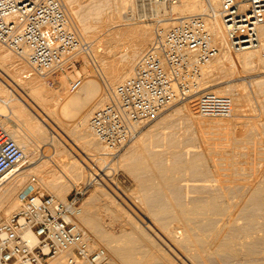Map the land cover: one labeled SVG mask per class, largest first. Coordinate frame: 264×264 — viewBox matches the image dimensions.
Returning a JSON list of instances; mask_svg holds the SVG:
<instances>
[{"label":"rangeland","instance_id":"obj_1","mask_svg":"<svg viewBox=\"0 0 264 264\" xmlns=\"http://www.w3.org/2000/svg\"><path fill=\"white\" fill-rule=\"evenodd\" d=\"M114 4V0H71L74 16L73 21L76 25L74 26V29L79 35H82V39H84L82 41H87L92 44V49L88 54L78 55L76 67L73 69V71H57L50 74V77L45 78V82L48 83L47 85L50 88L52 87L53 83L56 84L60 82L63 86L65 85L66 88H68L66 90L68 95L75 93V91L71 92L69 90V81L71 79L79 77L82 80V83H84V81L89 78L93 79L96 83V91H98L91 100L84 102L86 110L90 111L89 115L99 107V104L94 106L95 102L97 103V101L105 95L103 81H110L109 79H111V84L117 85L120 83L121 79L124 77L126 78L127 76V74L123 72L124 77H122L123 74L121 73V69L124 67L122 65L126 64L125 61L127 57L131 54V39L133 38L130 36V38L126 40L127 36L124 29H138L139 26H143L145 23H150L152 25V30L149 41L145 46L146 49L155 35L153 27H156V25L164 22L162 19L166 17L179 16L178 11H174V13L170 14L169 4L158 5L155 8L158 14L155 16L149 10L150 4L141 5V2L138 0H126L125 5L122 6L118 14L117 24L119 25L112 27L107 31H105L103 28L100 30L97 27L95 29L94 26L98 25L99 21L102 22L101 19H106V14L108 15L110 8H112ZM99 9L101 11H99ZM95 13L102 14L95 15ZM84 19L86 24L83 23ZM76 20H78L77 22L79 24L76 22ZM80 23L82 27H84V25H90V27L86 26L87 29L81 28ZM92 24L94 26H92ZM174 25V23L169 24L166 30ZM84 29H86L85 32H83ZM120 30H122L123 33ZM114 37L116 38L115 40H110ZM1 48L4 49L3 46ZM125 48L127 50H125ZM229 49L233 54H235V56L240 54V52L234 51L231 47H229ZM5 50L7 51V54L9 52L11 56L13 55L6 48L4 51ZM248 51H251L249 56L250 63L247 62L248 64H244L245 66L237 65L234 68V66L224 65L222 66L223 68L219 67L218 69V67H216L215 69L213 66L208 65V63L206 65L209 67L206 65L204 67L203 65L204 72L206 74L204 75V72L202 71L203 75L201 81L203 82L204 78L205 81L203 84L200 82L197 94H193L191 97H186L185 99L165 109L155 120L146 124L138 133V135L131 142L125 145V147L119 151L115 157L110 158L106 156L104 160L94 161L92 167H85L84 170H78L71 175L72 177L69 176V179L54 177L53 185L48 186L39 179L38 174V169L41 167V165L45 164L46 160H49L52 157V147L46 144L50 142L47 139H44L45 141L41 142L44 144H38L37 148L33 150L34 153L31 154L33 155L34 161L33 164H29V167L32 165H36V167L32 168L33 170H28L29 172L26 171L24 174L20 175L21 177L17 176L18 178L16 177L15 179L9 178L5 181L6 187L7 185L14 186V188L16 187V190L13 193L14 200L12 199L13 201L11 206H9L7 201L0 203V211L5 212L4 216H0V220L8 217L15 211L18 205L17 193L20 191V189H22L23 186L30 187L32 189L34 188L36 191L42 192L44 194H51L59 200H65L74 186H80L89 183L88 191L80 203V214L77 216L76 220L77 223L86 231L90 238L91 245L93 247H98L105 250L109 257L110 263L112 259V251L116 249V246L117 248L122 249H116L117 251L123 252V249H128L132 245L131 247L133 250L135 249V252L130 251L132 249L128 251L125 250L129 256L127 255V258H124L123 255L121 256L127 260L128 264H264V260H262L264 259V255H262L264 254V252H262V250H264V246H262V244H264V236H262L264 235L262 234L264 233V229H262L264 228V221H262L264 220V217H262L264 216V201L260 203H255L253 201V204L251 203L253 199L251 198V201L249 199V194L251 195L250 190L261 188V186L264 185V48H262L260 42V45L257 48L249 49ZM142 52H140V54L130 64L129 67L131 70L135 61ZM220 54L221 51L218 52L217 56L213 60V64H215V66L218 64L217 61L221 60ZM120 55L124 56V61L121 60ZM11 56H9V58L12 60L15 55L13 57ZM16 58L18 59L19 57L16 56L15 59ZM17 59L15 61H20L21 63V60ZM22 64H25V66H23V68H25H22L20 71V76H23L28 70L24 60L22 61ZM129 67L128 70L131 72ZM207 69L208 71L206 72ZM209 69L211 71H209ZM128 76L131 78V73H128ZM128 76L126 80L129 79ZM24 79L21 78V84L25 83ZM0 84L2 87L5 86L1 80ZM17 87V89H14L11 91V93L16 98L19 95L23 97L25 95L24 93H26L25 90L20 85ZM212 88H217L220 91H224V88H227V93L217 94L227 96L228 94H232L231 98L233 108L237 104L235 98L233 97H235L236 94L244 96V106L239 110L232 112L233 114L228 117L199 116L195 107L196 97L199 92L210 90ZM1 96L2 95H0V98ZM190 99L193 100L195 106L193 105L192 107V113L190 112L187 114L180 108V106ZM15 102L17 101L15 100ZM19 102L22 104L21 100ZM19 102L17 103L19 104ZM0 104L2 105H0L2 107L0 109L2 110V112H0V120H3V122L0 121V125L4 123L2 126L6 129V125L9 123L8 121L10 119L15 121L16 119L12 116L10 109H8L9 105H4L2 102H0ZM20 106H23L24 109L22 110H24V112L27 111L26 113L28 114H32L34 116L36 115V110L30 103L27 102V100L26 104L24 103ZM7 126L10 125L8 124ZM9 129L10 128L6 129L8 134L10 132ZM62 130L67 134L68 137L72 139L73 142H75L73 137H71V135H69L65 129ZM19 132L22 131H18L17 135L22 137L23 133L19 134ZM59 142L62 143V146H64V152L68 158L70 157V161H73V158H77V156H79V154L66 146L65 143H69L66 137L62 140L60 139ZM30 148L32 147L25 146L24 150L27 151ZM101 148L97 145L95 148L96 151L89 153L95 154L99 152ZM199 155L202 158L204 157L203 160L201 158L202 161L200 158H198L200 157ZM195 159H197V161ZM189 161H196V164L194 163V165L191 164L190 166ZM200 161L201 164L199 163ZM203 161L206 162V166H203ZM23 166H27L28 168L27 163H25ZM55 170L57 171V168H55ZM57 173L60 174L59 171H57V176ZM92 173L93 175H96V177L95 179L91 180V177L88 178V174ZM30 177H35V181L33 182L35 184H33L32 181V184L30 183ZM60 189H62V192L59 191ZM208 194L212 197H210ZM223 196L225 197L223 198ZM242 196L244 198H242ZM238 197L241 198L239 199L241 203L240 201L238 202ZM210 198H214L216 203H220V207L223 208V215L221 209L220 213L218 212L220 216L218 213L217 216V214L214 212V215L213 213L212 215L207 213V216L203 214L204 216H202V218L200 214L198 216L193 212L190 213V211H188L195 204H199V202H201L199 201L200 199L203 201L206 199L209 200ZM245 199L249 200L245 201ZM195 200L197 201L196 203L194 202V204L193 201ZM227 200L228 202L230 200L231 201L228 203ZM246 202H249L250 204H247ZM187 203V207L190 206V209L187 208L188 210L184 209L186 208ZM255 204H257L258 208L254 206ZM258 204H260L259 206L262 209L258 206ZM248 206L251 210L248 208ZM177 209H179L180 214H176L178 211ZM254 211L256 213H254ZM184 212H187L188 220L185 222V220L181 217V219L185 222L182 224L183 221H180V216H184ZM228 212L231 213L228 215ZM250 212L251 215L249 218L247 216L250 214ZM260 214L261 217L257 216ZM176 215L179 216V219ZM192 215H194V217ZM243 216L246 219L243 218ZM210 217H213L214 220H212ZM241 217L243 219H241ZM170 219L173 220L171 221ZM244 219L248 220V222ZM207 220H210L212 223H207ZM159 221L164 222L165 227L160 226ZM202 221L204 223H202ZM147 223H150V227H147L148 229L145 227ZM192 223L194 225H192ZM200 223H202L201 226L199 225ZM188 224L192 227V234H203L201 236L206 239L211 238L212 236H215L214 239H216L218 242L228 239V241H234L235 239L234 243L237 242L236 246L238 249V251L236 250L237 255L235 252L232 253L234 255H231L230 253H219V256L217 254H211L202 259L205 260V262L201 259H190V257L186 255V252L177 246L178 243L183 240L186 231L184 228H188ZM183 225H186L187 227H184ZM194 226L196 227L195 231ZM214 226L215 228H213L212 231L211 227ZM220 226L221 228H219ZM250 226H252L254 231L253 229H250ZM245 227L249 229H246ZM228 229H233V232L231 230L229 231ZM240 229L243 230L242 233ZM250 232L253 234H250ZM245 234L247 235L245 236ZM250 235H253V237ZM231 237L233 240H230L232 239ZM258 239L260 240L258 241ZM137 240H139V242ZM252 241H254L255 245ZM243 242H245V244L247 242H252V245H247L249 243L246 245L250 246L248 248L251 249V251L254 248V252H251L254 255L248 252L249 250L246 248V245ZM255 248H257V250H255ZM258 248L261 250L259 251ZM119 252H117L119 255L123 254L122 252ZM240 253H242V255L245 253L248 255V257H246L247 255L242 257ZM182 254L185 255L183 256ZM228 254L231 255L232 258ZM235 255L236 257H239H234L233 259V256ZM171 259L173 260L171 261L172 263L170 262ZM237 260L238 263L235 262ZM260 261L262 263H260ZM122 264L127 263L125 261V263Z\"/></svg>","mask_w":264,"mask_h":264},{"label":"built area","instance_id":"obj_2","mask_svg":"<svg viewBox=\"0 0 264 264\" xmlns=\"http://www.w3.org/2000/svg\"><path fill=\"white\" fill-rule=\"evenodd\" d=\"M138 1L169 4L175 0ZM219 2L218 15L230 47L237 52L255 48L257 28L264 23V0ZM206 16L182 18L157 34L134 63L131 78L118 83L107 102L91 113L88 129L104 147L105 156L115 157L170 104L196 90L202 66L218 54ZM0 44L25 61L26 79L71 72L78 55L92 49L90 42L80 41L69 28L58 0H0ZM80 83L79 77L71 79L70 91ZM231 106L227 95L212 91L196 97L201 117H228ZM23 158V149L0 125V177ZM88 185L74 186L65 200L34 188L20 195L15 211L0 220V264H46L59 255H63L60 264H111L105 250L91 245L76 220Z\"/></svg>","mask_w":264,"mask_h":264},{"label":"bare ground","instance_id":"obj_3","mask_svg":"<svg viewBox=\"0 0 264 264\" xmlns=\"http://www.w3.org/2000/svg\"><path fill=\"white\" fill-rule=\"evenodd\" d=\"M59 3L61 4V7L63 9V12L68 20V23H69V28L75 33V35L77 36V38L82 41L84 39H82V35H79L76 30L74 29V26L75 23L73 21V7L71 6V0H58ZM115 1V4L113 5L112 8H110L109 12H108V15L106 14V19H101L102 22L99 21V24L94 26L92 24V26L99 28L100 30L103 28L105 31L109 30L110 28L112 27H115L119 24L118 23V14H119V11L120 9L122 8V6L125 5V2L126 0H114ZM129 2V1H127ZM103 3V2H102ZM142 4H150L149 5V10L150 12H152L153 15H157V11H156V7L158 5H162L163 3H145V2H142L141 1V5ZM125 8V7H123ZM220 8V2L219 0H175L174 2H171L169 3V10H170V14L174 13V11H178L179 13V16L177 17H166L164 19H162L164 22L156 25V27L154 26L153 27V30L155 32V36H157V34H163L164 32H166V28L169 26V24H172L174 23L175 25L178 24V22L182 19V18H185V17H189V16H192V15H198V14H206V24L209 28V31L210 33L212 34V38L214 40V45L218 48V52L221 51V54H220V57H221V60L220 61H217L218 64L215 66V64H213V60L210 61L208 63V65L210 66H213L215 69L216 67H221L223 68L222 66L224 65H227V66H234V68L238 65H243L245 66L244 64H246L247 62L250 63L249 61V56L251 54V51H248V50H244V51H239L240 54H238L237 56H235V54H233L231 52V50L229 49L230 45L228 43V40L226 38V35H225V29H224V24L222 23V20L220 19L219 15H218V10ZM144 9V8H143ZM147 9V8H146ZM148 10V9H147ZM96 11H97V8H96ZM99 11H101L99 9ZM93 12V11H92ZM90 13V12H89ZM88 13V14H89ZM96 14H99V13H95ZM102 14V13H101ZM99 14V15H101ZM87 15V14H86ZM91 15V14H90ZM94 15V14H93ZM98 15V16H99ZM105 16V15H104ZM86 17V16H85ZM91 17V16H90ZM96 18H98L97 16H95ZM103 17V16H102ZM87 19V18H85ZM85 19H84V24L85 23ZM91 19V18H90ZM89 20V19H88ZM120 20V19H119ZM78 20H76L77 22ZM80 21V20H79ZM87 21V20H86ZM92 21V20H91ZM109 21V22H108ZM97 22V20H96ZM95 22V23H96ZM78 23V22H77ZM82 23V24H83ZM93 23V22H92ZM79 24V23H78ZM88 24V23H87ZM91 24V23H90ZM81 25V23H80ZM174 25V26H175ZM223 25V26H222ZM87 27L90 25H86ZM86 26L84 25V27H82L81 25V28H86ZM93 27V28H94ZM152 25L149 23V24H144L143 26H139L138 29H124L125 33H126V40L130 38V36L133 38L131 39V42H132V45H131V54L127 57L126 59V64L122 65L124 66L122 69H121V73L123 74V72H125V74H127L128 76V73H131V76L133 74V67H132V70L131 68L129 67L130 64L135 60V58L140 54V52H142L144 49H145V46L146 44L148 43L149 41V37L151 36V30H152ZM87 29V28H86ZM83 32H85V30ZM98 30V29H97ZM103 30V31H104ZM168 30V29H167ZM122 31V30H120ZM123 33V31H122ZM118 35V33H117ZM125 35V34H124ZM129 36V37H128ZM257 36H258V39H259V43L258 45L255 47L257 48L259 45H260V42H261V46L262 48H264V23L260 24L257 28ZM153 37V39H154ZM110 39V38H109ZM116 38H111L110 40H115ZM152 39V40H153ZM152 42V41H151ZM218 44V46H217ZM1 45V44H0ZM2 45L0 46V80L5 84V86H1L0 84V95L1 98H0V102H2V104L4 103V105H9L8 109H10L11 113H12V116L15 117V121L14 120H7L9 123L10 126H7V128H10V132H9V136L13 139V141L20 147L23 149V152H24V158L23 160H21L19 163H17L16 165H14L8 172H6L2 177H0V203L3 202V201H7L9 206H11L12 204V201L14 200V191L16 190V187L14 188V186H8L6 187L5 185V181L9 178H16L17 176H20L22 174H24L26 171L36 167V165H32L29 167V164H33V150L37 148L38 144H44V143H41L43 141H45L44 139H47L50 143H46L48 144L50 147H52V157L49 159V160H46V163L41 165V167L38 169V174H39V179L42 180V182L44 184H46L47 186L48 185H53V179L54 177H62L64 179H69V176H71L72 174H74L75 172H77L78 170H84L85 167H92V164L94 163V161H97V160H104L106 158V156H104V147L100 145V143L97 142V140L95 139V137L93 136L92 137V134L90 132V130L88 129V123H87V120H88V116L90 117L89 115V112L88 110H86L85 108V101H89L91 100L95 93H97L96 89V83L93 79L89 78L87 80L84 81V83H82V80H81V83L80 85L78 86V88L75 91V93L71 94V95H68L66 90L68 88H66V86L62 85V83H53L52 84V87L50 88L45 82V78L46 77H50L49 75L48 76H37V75H33L31 76L30 78L27 79H24L23 76H20V71L22 70L23 66H25V64L23 65L22 64V61L23 59H17V60H21V63L20 61H15V57L12 58H9V56H11L8 52V54L6 53L7 51L4 47L1 48ZM125 50H127L125 48ZM124 50V51H125ZM146 50V49H145ZM144 50V51H145ZM143 51V52H144ZM142 52V53H143ZM237 52V51H236ZM141 53V54H142ZM14 54L11 56L13 57ZM121 57V60L124 61V56L120 55ZM139 58V57H138ZM137 58V59H138ZM14 59V60H13ZM252 59V58H251ZM136 62V61H135ZM248 64V63H247ZM206 65V64H205ZM204 65V67H205ZM206 65V66H208ZM128 67L130 68V71L128 70ZM209 67V66H208ZM25 68V67H24ZM23 68V69H24ZM27 68V67H26ZM203 68V66H202ZM212 68V67H211ZM220 68V69H221ZM95 69V68H94ZM203 72H204V68L201 69ZM201 71V77H200V80L198 81V84H197V88L196 90H194L192 92V94H190L189 96L191 97V95L193 94H197L198 93V90H199V84L201 82V84H203V82L205 81V76L203 77L204 81L202 82V72ZM208 71V69L206 70V72ZM209 71H211L209 69ZM217 72V71H216ZM120 73V72H119ZM120 73V74H121ZM209 73V72H208ZM103 74V73H101ZM121 74V75H122ZM206 73L204 72V75ZM23 75V74H22ZM208 75V74H207ZM102 76V75H101ZM112 76V75H111ZM126 76V78H127ZM130 76V75H129ZM128 76V78H129ZM37 77H40V78H37ZM122 77H124V74L122 75ZM21 78L24 79L25 83L24 84H21L20 81H21ZM53 78V77H52ZM126 78L124 77L123 79L120 80V82H124V80L126 81ZM44 79V80H43ZM104 79V78H103ZM119 79V78H118ZM54 80V79H53ZM110 81H112L111 79H109ZM103 81V80H102ZM108 80H104V93L105 95L102 96L98 101L97 103L95 102L94 106L95 105H98L99 104V107L100 105L103 106L106 102H107V99H108V95L109 93L113 90V88L116 86L112 85L111 83ZM54 82V81H53ZM102 82V83H103ZM22 86L23 89L25 90L26 93H24L25 95L22 97V96H17V98L15 96H13V94L11 93V91H13L14 89H17L18 87L17 86ZM228 86V85H227ZM17 87V88H16ZM65 87V88H64ZM205 88V87H204ZM207 88V87H206ZM21 89V88H19ZM225 92L224 91H220L218 90L217 88H212L210 90H206V91H212L214 93H227L226 91L227 88H224ZM70 90V89H69ZM70 92V91H69ZM72 92V91H71ZM204 92V91H202ZM201 93V92H199ZM17 94V93H16ZM188 96V97H189ZM232 94H228V97L231 99L232 101V98H231ZM244 96L240 95V94H236L235 97V100L237 102V104L234 106L233 108V104L231 106V114H233L232 112L234 111H237L239 110L241 107L244 106ZM185 99V98H184ZM15 100L17 102H19L20 100L22 101V104H26V100L28 103H30L34 109L36 110L35 111V116L32 115V114H28L26 112H24V109L23 106H20L22 104H19L17 102H15ZM181 100H178V101H175L173 102L172 104H170L168 107H171V105L179 102ZM103 104V105H102ZM1 105V104H0ZM3 105V106H4ZM194 105V102L192 99L186 101L185 103H183L180 108L186 112L187 114L188 113H192V107ZM2 106V105H1ZM0 106V109L2 108ZM195 106V105H194ZM167 107V108H168ZM196 107V106H195ZM4 108V107H3ZM91 108V107H90ZM166 108V109H167ZM4 110V109H3ZM34 111V110H33ZM0 112H2V110H0ZM196 114V113H195ZM230 114V115H231ZM3 116H5L4 114H2ZM1 115V116H2ZM229 115V116H230ZM11 116V117H12ZM193 117V116H192ZM194 118V117H193ZM3 119V118H2ZM1 121V120H0ZM3 122V120L1 121ZM5 122V121H4ZM4 123H2L3 125ZM6 128V129H7ZM62 129H65V131L67 133H69V135H71V137H73L74 141H72V139L70 137L67 136V134L62 130ZM22 131V132H19L20 133H23V136L22 137H19L17 135L18 131ZM67 138V141L69 142L68 144H66L67 147H69L70 149H72L73 151H75L77 154H79V156H77V158H73L74 160L73 161H70V157L68 158L64 152V146H62V143H60V139L62 140L63 138ZM95 139V140H94ZM137 139V138H136ZM39 142V143H37ZM47 142V141H46ZM140 142V141H139ZM142 143V142H141ZM98 145V147H102L101 150L95 154H90L89 152H94L96 151L95 148L96 146ZM25 146H30L32 148H30L29 150L25 151ZM47 147V146H46ZM87 152V153H86ZM74 153V152H73ZM75 153V154H76ZM89 153V154H88ZM76 154V155H77ZM69 155V154H68ZM46 156V155H45ZM200 156V155H199ZM157 157V156H156ZM209 157V156H208ZM197 158V157H196ZM200 158L201 160V156L198 157ZM197 158V159H198ZM197 159H195L197 161ZM204 159V157L202 158V160ZM206 159V158H205ZM144 160V159H143ZM192 160H193V157H192ZM201 160V161H202ZM123 161V160H122ZM195 161V162H196ZM201 161L199 162L201 164ZM190 162V161H189ZM194 161L193 162H190L189 165L191 166L194 165L195 163ZM204 162V161H203ZM25 163L28 164V168L27 166H23ZM140 163V162H139ZM185 163V161H184ZM41 164V162H40ZM39 164V166H40ZM183 164V163H182ZM196 164V163H195ZM206 164V162H204L203 166ZM178 165V164H177ZM184 165V164H183ZM176 166V165H175ZM179 166V165H178ZM206 166V165H205ZM194 167V166H192ZM198 167V166H197ZM24 168V169H23ZM55 168H57V171H59L60 174H58V176L56 175V170ZM59 169V170H58ZM195 169V168H194ZM207 169V168H206ZM218 169V168H217ZM33 170V169H32ZM205 170V169H204ZM199 171V170H198ZM206 171V170H205ZM29 172V171H28ZM162 172V171H161ZM176 172V171H175ZM196 172V171H195ZM200 172V171H199ZM202 172V171H201ZM179 173V172H178ZM177 173V174H178ZM161 174V173H160ZM180 174V173H179ZM203 174V173H202ZM206 174V173H205ZM176 175V174H175ZM204 175V174H203ZM21 177V176H20ZM23 177V176H22ZM72 177V176H71ZM91 177L90 179H95L96 175H93L92 174H88V178ZM18 178V177H17ZM35 179V177H33ZM31 179L32 177H30V183H31ZM63 179V180H64ZM164 179V178H163ZM39 180V181H40ZM159 180V179H157ZM171 180V179H169ZM67 181V180H66ZM162 181V180H161ZM20 182V181H19ZM18 182V184H19ZM173 182V181H172ZM210 182V181H209ZM33 183V182H32ZM31 183V184H32ZM164 183V182H163ZM7 184V183H6ZM12 184V183H11ZM35 184V183H33ZM175 184V183H174ZM210 184V183H209ZM161 185V184H160ZM262 185V184H261ZM17 186V185H16ZM209 186V185H208ZM211 186V185H210ZM264 186V185H262ZM261 188H256L254 190H250L251 191V195L249 194V199L251 201V198L253 199L251 203H253V201L255 203H260L262 201H264V187ZM71 187V186H70ZM156 187V186H155ZM166 187V186H165ZM62 188V187H61ZM171 188V187H170ZM32 190V188L30 187H26V186H23L22 189H20V191L17 193V201H18V197L20 195H23L24 193L28 192ZM60 192H62V189L59 190ZM160 192V191H159ZM221 192V191H220ZM242 193V192H241ZM244 193V192H243ZM210 194V193H209ZM208 194V195H209ZM215 194V193H214ZM246 194V193H244ZM200 195V194H199ZM211 195V194H210ZM209 195V196H210ZM229 195V194H228ZM232 195V194H231ZM241 195V194H240ZM243 195V194H242ZM53 196V195H52ZM220 196V195H219ZM235 196V195H234ZM233 196V197H234ZM55 197V196H54ZM208 197V196H207ZM212 197V196H210ZM214 197V195H213ZM218 197V196H217ZM225 196H223L224 198ZM232 197V198H233ZM246 197V196H245ZM201 198V197H200ZM219 198V197H218ZM242 198H244L242 196ZM248 198V197H247ZM13 199V200H12ZM198 199V198H197ZM203 199V198H202ZM205 199V198H204ZM216 199V198H215ZM230 199V198H229ZM236 199V198H235ZM238 199V202L240 201L239 199H241L240 197L237 198ZM248 199V200H249ZM193 200V199H192ZM234 200V198H233ZM232 200V201H233ZM247 199H245V201H248ZM191 201V200H190ZM197 200L193 201V203L195 202L196 203ZM201 202H199V204H195L193 207H191V209L189 207H187L188 203L186 204V210H188L187 208H189L190 210V213L193 212L194 214L198 215L199 214L201 215V218L202 216H207L208 214L209 215H214V212L217 214L218 212L220 213V209L222 210V215L224 214L223 213V208L220 207V203H216L214 198H210L209 200H199ZM220 201V200H219ZM222 201V200H221ZM231 201V200H230ZM229 201V202H230ZM228 202V200H227ZM226 202V203H227ZM228 202V203H229ZM236 202V201H235ZM15 203V202H14ZM13 203V204H14ZM184 203V202H183ZM192 203V202H190ZM198 203V202H197ZM224 203V204H226ZM227 203V205H228ZM241 203V201H240ZM244 203V202H243ZM242 203V204H243ZM247 203V202H246ZM222 204V203H221ZM235 204V203H234ZM239 204V203H238ZM245 204V203H244ZM247 204H250L249 202ZM254 204V203H253ZM183 205V204H182ZM231 205V203H230ZM260 204H258L259 206ZM13 206V205H12ZM223 206V205H222ZM226 206V205H225ZM229 206V205H228ZM233 206V205H232ZM236 206V205H235ZM238 206V205H237ZM241 206H244V205H241ZM254 206L257 207V204H255ZM176 207V206H175ZM234 207V206H233ZM254 207V208H256ZM260 207V206H259ZM178 208V207H177ZM225 208V207H224ZM240 208V207H239ZM247 208V207H246ZM249 208V206H248ZM258 208V207H257ZM261 208V207H260ZM151 209V208H150ZM169 209V208H168ZM227 209V208H226ZM236 209V208H235ZM245 209V208H244ZM250 209V208H249ZM253 209V207H252ZM262 209V208H261ZM178 210V211H177ZM177 213L178 214L180 211L179 209H177ZM233 210V209H232ZM251 210V209H250ZM163 211V210H162ZM167 211V210H166ZM170 211V210H169ZM187 211V212H188ZM229 211V210H228ZM242 211V210H241ZM240 211V212H241ZM165 212V211H164ZM174 212V211H173ZM187 212H184L183 215L184 216H180V221H183L182 219L185 220V222L188 220V216H187ZM225 212V211H224ZM237 212V211H236ZM249 212V211H248ZM156 213V212H155ZM154 213V214H155ZM158 213V212H157ZM175 213V212H174ZM192 213V214H193ZM208 213V214H207ZM218 213V214H219ZM229 213L231 212H228V215ZM254 213H256L254 211ZM259 213V212H258ZM5 212L4 211H0V216L3 215L4 216ZM80 214V208H79V212H78V215ZM150 214V213H149ZM180 214V213H179ZM204 214V215H203ZM217 214V216H218ZM236 214V213H235ZM245 214V213H244ZM252 214H253V211H252ZM77 215V216H78ZM167 215V213H166ZM242 215V214H241ZM251 215V212L250 214L247 216L249 217ZM76 216V218H77ZM155 216V215H154ZM177 218L179 217L178 215H176ZM194 217V215H192ZM197 216V217H198ZM220 216V214H219ZM227 216V215H225ZM254 216V215H252ZM256 216V215H255ZM259 217H261V214L260 215H257ZM173 217V215H172ZM182 217V219H181ZM215 217V216H214ZM231 217V216H230ZM236 217V216H235ZM264 217V216H262ZM176 218V217H175ZM200 218V219H201ZM206 218V217H204ZM211 218V217H210ZM226 218V217H225ZM237 218V217H236ZM235 218V219H236ZM243 218H245L243 216ZM241 217V219H243ZM250 218V217H249ZM251 218H255V217H251ZM257 218V217H256ZM152 219V218H151ZM168 219V218H167ZM166 219V220H167ZM179 219V218H178ZM199 219V220H200ZM212 220L213 217L211 218ZM223 219V218H222ZM240 219V218H239ZM246 219V218H245ZM244 219V220H245ZM164 220V219H162ZM171 220V219H170ZM173 220V219H172ZM171 220V221H172ZM176 220V219H175ZM194 220V219H193ZM243 220V221H244ZM256 220V219H255ZM259 220V218H258ZM195 221V220H194ZM218 221V220H217ZM224 221V220H223ZM232 221V220H231ZM230 221V222H231ZM248 222V220H245ZM244 221V222H245ZM251 221V220H250ZM249 221V223H250ZM264 221V220H262ZM152 222V221H151ZM167 222V221H166ZM183 221L182 224L185 223ZM192 222V221H191ZM207 223L208 222H211L210 220L206 221ZM241 222V221H240ZM261 222V221H260ZM154 223V222H153ZM169 223V222H168ZM180 223V222H179ZM195 223V222H194ZM202 223H204L202 221ZM200 223L199 225L201 226ZM212 223V222H211ZM223 223V222H222ZM252 223V222H251ZM206 224V223H205ZM204 224V225H205ZM216 224V223H214ZM219 224V223H218ZM229 224V223H228ZM232 224V223H231ZM245 224V223H244ZM159 225L162 226V227H165V223L162 222V221H159ZM192 225H194L192 223ZM198 225V226H199ZM203 225V226H204ZM208 225V224H207ZM226 225V224H225ZM224 225V226H225ZM234 225V224H232ZM241 225V224H239ZM260 225V224H259ZM184 227L186 225H183ZM199 226V227H200ZM216 226V225H215ZM214 227H211V230ZM227 226V225H226ZM246 226V225H244ZM255 226V225H254ZM138 227V226H137ZM146 228L147 227H150V223L146 224L145 226ZM183 227V228H184ZM187 227V226H186ZM207 227V226H206ZM210 227V225H209ZM223 227V226H222ZM232 227V226H231ZM243 227V226H242ZM240 227V228H242ZM251 228L250 229H253L252 226H250ZM169 228V227H168ZM205 228V227H204ZM221 228V226L219 227ZM229 228V227H228ZM246 228V227H245ZM256 228V227H254ZM83 229V228H82ZM148 229V228H147ZM166 229V228H165ZM185 230V236L183 238V240L178 243L177 246H179L182 250H184L186 252V255H188L190 257V259H196V260H199V259H203L211 254H219V253H230L231 255H234L232 253L235 252L236 254V250L238 251L237 249V242H235V239L234 241H228V240H223L222 242H218L216 241L215 236H212L211 238H204L203 234H192L193 232L192 231V227L191 225L188 224V228H184ZM201 229V228H200ZM210 229V228H209ZM227 229V228H226ZM246 229H249V228H246ZM264 229V228H262ZM84 230V229H83ZM183 230V229H182ZM196 230V227L194 226V231ZM203 230V229H202ZM210 230V231H211ZM215 230V229H214ZM229 230V229H228ZM231 230V229H230ZM229 230V231H230ZM233 230V229H232ZM231 230V231H232ZM241 230V229H240ZM199 231V230H197ZM205 231V229H204ZM208 231V229H207ZM209 231V232H210ZM213 231V230H212ZM222 231V230H221ZM226 231V230H225ZM227 231V232H229ZM243 230H241V233H242ZM246 231V230H245ZM252 231V230H250ZM254 231V229H253ZM220 232V231H219ZM233 232V231H232ZM231 232V234H232ZM169 233V232H168ZM202 233V232H200ZM204 233V232H203ZM226 233V232H225ZM230 233V232H229ZM256 233V232H255ZM132 234V233H131ZM205 234V233H204ZM207 234V233H206ZM224 234V233H223ZM228 234V233H227ZM226 234V235H227ZM235 234V233H234ZM250 234H253L250 232ZM264 234V233H262ZM172 235V234H171ZM242 235V234H241ZM247 234H245L246 236ZM255 235V234H254ZM28 237H30V235H27ZM175 236V235H174ZM182 236V234H181ZM205 236V235H204ZM229 236V235H228ZM227 236V237H228ZM233 236V235H232ZM244 236V235H243ZM251 236V235H250ZM264 236V235H262ZM206 237V236H205ZM209 237V236H207ZM219 237V236H218ZM236 237V236H235ZM249 237V236H248ZM253 237V235L251 236ZM172 238V237H170ZM175 238V237H174ZM223 238V237H222ZM229 238V237H228ZM232 238V237H231ZM234 238V236H233ZM230 239V240H233ZM244 238V237H243ZM260 238V237H259ZM181 239V238H180ZM261 239V238H260ZM258 239V241L260 240ZM134 240V239H133ZM241 240V239H240ZM257 240V239H255ZM139 242V240H137ZM175 241V239H174ZM221 241V239H220ZM248 241V240H247ZM242 242V241H241ZM246 242V241H245ZM245 242H243L245 244ZM250 242V240H249ZM247 242V243H249ZM253 244L255 245L254 241H252ZM252 242L247 244V245H252ZM137 243V242H136ZM127 244V243H126ZM173 244V243H172ZM177 244V243H176ZM241 244V243H240ZM245 244V245H246ZM259 244V243H258ZM109 245V244H108ZM129 245V243H128ZM134 245V244H133ZM168 245V244H167ZM244 245V246H245ZM246 245V248L249 250H247L249 253H251L252 251L254 252V248L253 250L251 251V249H249L248 247L250 246H247ZM126 246V245H125ZM124 246V247H125ZM132 246V245H131ZM130 246V248L128 249H125V250H130L132 249V247ZM156 246V245H155ZM243 246V247H244ZM262 246H264V244H262ZM122 247V248H124ZM129 247V246H128ZM254 247V246H253ZM260 247V246H259ZM113 248V246H112ZM239 248V247H238ZM262 248V247H261ZM116 249L118 250L119 248H117L116 246ZM116 249H114L112 251V259H111V263L113 264H122V263H126L128 264L127 260L124 259V258H127V255L128 253L123 249V252L122 251H117ZM116 250V251H115ZM119 250H122L121 248ZM135 250V249H134ZM133 249L130 250V251H134ZM140 250V249H139ZM138 250V251H139ZM158 250V249H157ZM175 250V249H174ZM245 250V251H246ZM255 250H257V248H255ZM258 250L260 251L261 249L258 248ZM125 251V253H124ZM146 251V250H145ZM244 251V250H243ZM117 252L119 253H123L121 255H119ZM135 252V251H134ZM137 252V251H136ZM140 252V251H139ZM148 252V251H147ZM240 252V250H239ZM248 252H246L247 254H249ZM252 252V253H253ZM262 252H264V250H262ZM132 253V252H130ZM161 253V252H160ZM166 253V252H165ZM182 253V252H181ZM184 253V252H183ZM251 253V254H252ZM260 253V252H259ZM126 254V255H124ZM155 254V253H154ZM162 254V253H161ZM160 254V255H161ZM242 255V253H240ZM244 255H247L245 253H243ZM124 256V258H122L121 256ZM183 256L185 254H182ZM222 255V254H221ZM229 255V254H228ZM227 255V256H228ZM231 255H229L231 257ZM237 255V254H236ZM233 256V259L234 257ZM239 255V253H238ZM242 255V257L244 256ZM254 255V254H252ZM257 255V253H256ZM264 255V254H262ZM129 256V255H128ZM219 256V255H218ZM226 256V255H225ZM228 256V257H229ZM261 256V254H260ZM159 257V256H158ZM165 257V256H164ZM180 257V256H179ZM187 257V256H185ZM214 257V256H213ZM239 257V256H237ZM236 257V258H237ZM248 257V255L246 256ZM259 257V255H258ZM151 258V257H150ZM166 258V257H165ZM168 258V257H167ZM211 258V257H210ZM209 258V259H210ZM217 258V257H216ZM226 258V257H225ZM232 258V257H231ZM250 258V257H249ZM161 259V258H160ZM164 259V258H163ZM189 259V260H190ZM214 259V258H212ZM239 259V258H238ZM244 259V258H242ZM241 259V260H242ZM248 259V258H247ZM255 259V258H254ZM258 259V258H257ZM211 260V259H210ZM226 260V259H225ZM251 260V259H250ZM264 260V259H262ZM63 261V255H59L57 257H54V258H51L47 261L46 264H60L61 262ZM167 261V260H166ZM173 261L172 259L170 260V262ZM179 261V260H178ZM205 262V260H202ZM153 262V261H152ZM191 262V260H190ZM195 262V261H194ZM209 262V261H208ZM238 263V260L235 261ZM244 262V261H243ZM250 262V261H249ZM248 262V263H249ZM256 262V261H255ZM259 262V261H258ZM172 263V262H171ZM192 263V262H191ZM234 263V261H233ZM251 263V262H250ZM260 263H262L260 261ZM174 264V263H173ZM201 264V263H200ZM226 264V263H225ZM230 264V263H229ZM240 264V263H239Z\"/></svg>","mask_w":264,"mask_h":264}]
</instances>
